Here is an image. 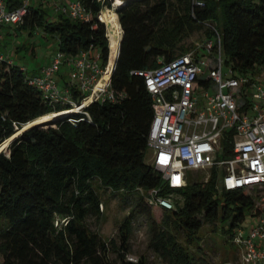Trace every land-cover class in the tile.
I'll return each mask as SVG.
<instances>
[{
	"label": "trees",
	"instance_id": "1",
	"mask_svg": "<svg viewBox=\"0 0 264 264\" xmlns=\"http://www.w3.org/2000/svg\"><path fill=\"white\" fill-rule=\"evenodd\" d=\"M83 2L92 12L90 22L62 14L49 19L46 9L33 7L19 30L55 36L66 55L94 47L106 66L117 40L109 35L110 23L107 30L96 18L102 4ZM123 2L118 16L112 14L120 32L111 78L117 101L93 102L75 112L69 104L48 101L15 61L0 64V147L27 124L53 113L64 115L23 131L0 153L1 264H114L111 254L120 264H148L145 256L127 260L137 217L148 219V247L166 264H210L204 246L194 241L203 226L229 223L223 231L234 244L235 228L256 208L245 190H219L216 171L208 181L190 180L181 189L166 185L147 163L154 113L138 72L188 52L182 41L203 30L208 40L219 34L226 64L238 73L264 65V0ZM62 82L68 85L64 78ZM72 97L81 102L76 88ZM95 182L112 193L137 197L119 227L118 240L103 239L87 224L90 216L103 217ZM154 190L179 197L175 208L167 211L151 204Z\"/></svg>",
	"mask_w": 264,
	"mask_h": 264
},
{
	"label": "built area",
	"instance_id": "2",
	"mask_svg": "<svg viewBox=\"0 0 264 264\" xmlns=\"http://www.w3.org/2000/svg\"><path fill=\"white\" fill-rule=\"evenodd\" d=\"M32 1L0 0V28L18 26L31 8L46 5L56 15L75 21L93 20L83 0H35V5ZM92 1L102 4L96 18L104 24L103 10L118 12L116 0ZM203 51L216 57L203 61ZM223 56L217 33L215 39L203 45L168 62L161 60L154 69L138 72L152 97L150 165L172 189L186 187L192 180L191 172L205 173L204 181H208L216 171L219 190L257 191L258 223L247 232L239 227L233 243L243 250L246 264H264V65L240 74L226 64ZM7 59L9 53L0 50V64ZM65 63H69L71 71L68 85L63 86L60 72ZM108 64L103 65L102 53L94 47L76 56L58 51L51 64L29 80L48 101L69 104L80 112L93 102L117 101L112 77L107 76ZM72 88L80 92V103L73 99ZM174 199L154 190L150 203L171 211ZM128 260L138 261L131 256Z\"/></svg>",
	"mask_w": 264,
	"mask_h": 264
},
{
	"label": "rangeland",
	"instance_id": "3",
	"mask_svg": "<svg viewBox=\"0 0 264 264\" xmlns=\"http://www.w3.org/2000/svg\"><path fill=\"white\" fill-rule=\"evenodd\" d=\"M122 1L123 0H120V2ZM32 4L35 5L38 4V2L33 0ZM43 8L48 11L49 19L57 17L51 7L46 5ZM113 13L115 12L111 9L104 11L106 18L103 21L106 24L111 22V15ZM114 23L117 25V21H114ZM119 34L120 32L118 31L117 35L119 36ZM0 35V50L9 53V59L23 67L26 73L30 75L40 72L42 68L49 66L53 57L60 51L58 39L55 36L46 34L42 30H19V25H6L0 28ZM114 40L116 41V38H114ZM206 40H208V37L203 30L197 31L189 37H186L181 44L193 49L194 47L203 45ZM178 52L179 51L176 53ZM213 57H216L214 53H208L206 51L200 53V58L203 61H208L209 58ZM223 57L226 59L225 56ZM70 71L71 66L69 63H65L61 69L60 75H62L65 80H68L70 78ZM10 143L11 141L8 144ZM8 146L9 145H7L4 150H6ZM147 163L150 164V153L147 156ZM191 175L193 176V182L204 181L205 178H207L205 173L198 174L196 172H191ZM94 185L103 203V217L98 219L95 216H90L87 220V224L92 231L99 233L103 239L118 240L119 227L129 214L132 213L138 201L137 197L135 195L128 197L122 193H112L110 190L100 186L98 182H95ZM245 192L256 200L258 195L257 191L250 190ZM174 197L175 199H179V197ZM254 213H256V210L247 211L245 220L235 228V231L240 227L247 232L256 226L258 217L254 215ZM224 228H230V224H222L221 221L216 225L205 224L194 241H199L200 245L204 246L206 250L204 257L210 264H246L243 260V250L239 246L232 244L230 233L224 232ZM150 237L151 232L148 219L137 217L133 225L131 253L128 256L137 260L145 256L148 260V264H166L149 249ZM185 241L186 239H183V242ZM189 248L193 251L195 250V245H190ZM110 258L114 264H120L115 254H111ZM1 262L2 259L0 257V264Z\"/></svg>",
	"mask_w": 264,
	"mask_h": 264
},
{
	"label": "bare ground",
	"instance_id": "4",
	"mask_svg": "<svg viewBox=\"0 0 264 264\" xmlns=\"http://www.w3.org/2000/svg\"><path fill=\"white\" fill-rule=\"evenodd\" d=\"M123 2V1H122ZM122 2H120V0H116V2H115V8H117L120 4H122ZM125 2V1H124ZM101 16H102V20H105V15H104V10H103V12H102V14H101ZM114 18H113V15H111V22H110V29H109V35L111 36V37H114V38H116V43H115V45L113 46V50H112V62L110 63V64H108V70H107V76H109V77H111L112 76V74H113V72H114V67H115V61H116V57H117V52H118V47H119V37H118V35H117V33H118V26L117 25H115V23H114ZM106 24V23H105ZM106 28H107V30H108V26H107V24H106ZM122 39H123V37H122ZM121 42H122V40H121ZM121 48V47H120ZM120 54V53H119ZM119 58V57H118ZM117 64V63H116ZM75 111H77L78 112V110L77 109H75V108H73ZM60 117H64V115H63V113H53V114H49V115H47V116H44V117H42V118H40V119H38V120H36V121H34V122H31V123H29V124H27L26 126H25V129H27V128H31V127H33V126H35V125H39V124H42V123H45V122H49V121H52V120H55V119H57V118H60ZM22 129V128H21ZM23 130V129H22ZM22 130H19V131H16L17 133H16V135L15 136H13L12 138H10L9 140H7L2 146H1V148L2 149H4V148H6L7 147V145H9L8 143L10 142V141H12L13 140V138H15L16 136H19L23 131Z\"/></svg>",
	"mask_w": 264,
	"mask_h": 264
},
{
	"label": "water",
	"instance_id": "5",
	"mask_svg": "<svg viewBox=\"0 0 264 264\" xmlns=\"http://www.w3.org/2000/svg\"><path fill=\"white\" fill-rule=\"evenodd\" d=\"M123 35H124V33H123ZM109 48H110V46H109ZM117 65V64H116ZM115 68H116V66H115ZM115 71V70H114ZM114 73V72H113ZM113 75V74H112ZM112 77V76H111ZM27 129H29V128H27ZM27 129H25V127H24V129L22 130V131H25V130H27ZM17 137V136H16ZM14 139V138H13ZM2 151H4V149H2L1 147H0V153L2 152Z\"/></svg>",
	"mask_w": 264,
	"mask_h": 264
},
{
	"label": "crops",
	"instance_id": "6",
	"mask_svg": "<svg viewBox=\"0 0 264 264\" xmlns=\"http://www.w3.org/2000/svg\"><path fill=\"white\" fill-rule=\"evenodd\" d=\"M61 78H64L62 75H61ZM65 79V78H64ZM62 83V85H63V82H61ZM263 246H264V244H263Z\"/></svg>",
	"mask_w": 264,
	"mask_h": 264
}]
</instances>
